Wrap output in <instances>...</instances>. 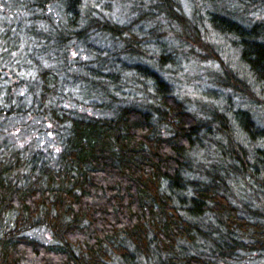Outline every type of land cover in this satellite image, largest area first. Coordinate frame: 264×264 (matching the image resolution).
I'll use <instances>...</instances> for the list:
<instances>
[{
  "label": "trees",
  "instance_id": "trees-1",
  "mask_svg": "<svg viewBox=\"0 0 264 264\" xmlns=\"http://www.w3.org/2000/svg\"><path fill=\"white\" fill-rule=\"evenodd\" d=\"M98 2L0 0V264H264V0ZM160 23L226 99L175 91Z\"/></svg>",
  "mask_w": 264,
  "mask_h": 264
},
{
  "label": "rangeland",
  "instance_id": "rangeland-1",
  "mask_svg": "<svg viewBox=\"0 0 264 264\" xmlns=\"http://www.w3.org/2000/svg\"><path fill=\"white\" fill-rule=\"evenodd\" d=\"M98 4V5H97ZM96 4L98 6V9L103 11L104 13H107L108 16H111L115 21H117L120 24H129L127 20V16L130 14V7L131 4L130 2L124 3V5L121 4L120 0H99V2ZM181 5L184 9V12L192 17V11L189 6L188 0H181ZM233 8L235 5H231ZM249 19L252 18V22L254 19H261V16H257L258 14L254 13H244ZM147 24H140L133 29H137L138 27L144 26V30L146 33L150 31V27L146 26ZM171 28L167 27L165 23H160L156 25V32L155 35L159 34L160 35V40L159 38H154L153 42L154 45L157 47H163L162 43H165V47H170L176 48L178 50L177 53H180L176 58V62H173V57L171 60L168 62V65L166 66L165 70L162 71V74L165 76V78L173 85L175 88V91L180 93L179 95L183 98H189L193 101L197 99H201L205 101L209 98H211V93L216 92L218 96H221L223 99L227 98L228 93L223 91L221 88H219L218 84V77L213 76L214 72L216 73L218 69H220V65L216 63H202L197 61L196 59H193V57H189L187 48H183L181 45L178 44L176 40H173V38H166L164 36V31L169 33V30ZM146 34V36H148ZM154 35V36H155ZM209 38L211 39L212 36L216 37L214 34H209ZM101 45H104V42L100 41L99 42ZM221 43V42H220ZM223 47L221 49L223 50V61L227 63L228 67H230V70L236 72L240 71V61L238 59V56L234 52V50L231 48V45L229 43H223ZM152 49H154L151 46ZM149 49V48H148ZM150 50V49H149ZM187 52V53H186ZM176 53V55H177ZM155 54H161V52L158 50L155 51ZM155 60V59H154ZM237 73V72H236ZM217 83V85L213 84ZM208 93L211 96H208ZM259 93L262 94L264 97V91H260ZM204 95V98L202 96ZM197 98V99H196ZM213 100L216 99V97L211 98ZM236 101V98H232V102L234 103ZM190 107H194V105L189 104ZM256 111V109H255ZM257 112V111H256ZM39 139L42 140L43 143H46V141L49 139L50 140V135L45 136L44 134H39Z\"/></svg>",
  "mask_w": 264,
  "mask_h": 264
}]
</instances>
